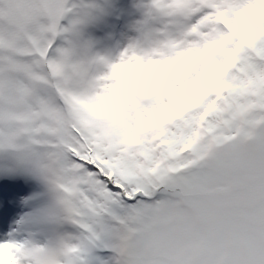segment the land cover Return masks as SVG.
<instances>
[{"label":"snow or ice","instance_id":"obj_1","mask_svg":"<svg viewBox=\"0 0 264 264\" xmlns=\"http://www.w3.org/2000/svg\"><path fill=\"white\" fill-rule=\"evenodd\" d=\"M134 7L0 0V264H264V0Z\"/></svg>","mask_w":264,"mask_h":264},{"label":"rangeland","instance_id":"obj_2","mask_svg":"<svg viewBox=\"0 0 264 264\" xmlns=\"http://www.w3.org/2000/svg\"><path fill=\"white\" fill-rule=\"evenodd\" d=\"M128 1L130 0H112L113 4L115 5V9L112 13V15H110L109 17L106 18V21L105 23L98 29L95 30V35L96 36H100L102 35L103 33H107V34H111L110 32H112L113 28L115 27V31L119 28H122L121 29V34L123 33V30L124 28H126V31H125V34L123 36V39L122 41L119 43L120 46H123V44H125L127 42V37L129 35H131V32H130V29H129V26L132 22H134V20L136 19V12H135V15L133 18H131V21L129 22L128 21V16L127 18H121V16H119L118 14V10L119 8L123 7L125 8L126 5L125 3H127ZM138 2V0H136V3ZM132 10L136 11L135 8H132ZM119 16V17H118ZM132 17V16H131ZM127 22H126V20ZM123 25H126V27H123ZM120 26V27H119ZM122 26V27H121ZM120 34V38H121V35ZM114 41H118L117 39H114ZM103 44L100 46V50L103 51Z\"/></svg>","mask_w":264,"mask_h":264},{"label":"bare ground","instance_id":"obj_3","mask_svg":"<svg viewBox=\"0 0 264 264\" xmlns=\"http://www.w3.org/2000/svg\"><path fill=\"white\" fill-rule=\"evenodd\" d=\"M135 4H136V0H130V1H128L127 3H125V5H126L125 8H123V7L119 8V10H118V13L119 14L118 15L121 16V18H127V16H128V21L130 22L131 21V18L134 17L135 12H136V11L132 10V8H135L134 7ZM126 22H127V20H126ZM123 27H126V25H123ZM121 29L122 28H119V29H117L115 31V27H114L113 30H112V32H110L111 33L110 34V36H111V45H117V44L120 45L119 43L122 41L123 36L125 34V31H126V28H124L123 33L121 34V32H120ZM120 34L122 35L121 38H120ZM113 38L114 39H117L118 41H114Z\"/></svg>","mask_w":264,"mask_h":264}]
</instances>
